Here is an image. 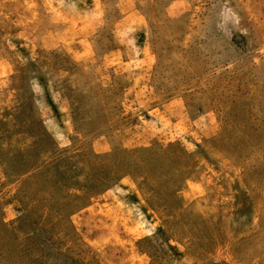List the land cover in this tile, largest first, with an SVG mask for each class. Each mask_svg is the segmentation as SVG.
<instances>
[{
  "label": "rangeland",
  "instance_id": "1",
  "mask_svg": "<svg viewBox=\"0 0 264 264\" xmlns=\"http://www.w3.org/2000/svg\"><path fill=\"white\" fill-rule=\"evenodd\" d=\"M0 264H264V0H0Z\"/></svg>",
  "mask_w": 264,
  "mask_h": 264
}]
</instances>
